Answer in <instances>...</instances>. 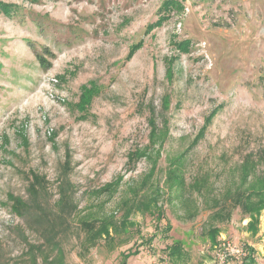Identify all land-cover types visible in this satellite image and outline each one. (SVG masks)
Instances as JSON below:
<instances>
[{"label": "rangeland", "instance_id": "obj_1", "mask_svg": "<svg viewBox=\"0 0 264 264\" xmlns=\"http://www.w3.org/2000/svg\"><path fill=\"white\" fill-rule=\"evenodd\" d=\"M262 200L264 0H0V264H264Z\"/></svg>", "mask_w": 264, "mask_h": 264}, {"label": "trees", "instance_id": "obj_2", "mask_svg": "<svg viewBox=\"0 0 264 264\" xmlns=\"http://www.w3.org/2000/svg\"><path fill=\"white\" fill-rule=\"evenodd\" d=\"M173 166H176V163H173L172 164V168L171 170H175L176 167H173ZM241 199V197L238 198V202L239 200ZM263 202H261V208L263 209L264 207V200H262ZM245 207V205H244ZM246 210H247V214L249 219H250V223H249V227H251L254 223L258 222V218H256L258 216V212H259V209H258V204L257 203H254L252 201L248 202L246 204ZM158 210V209H156ZM159 212L158 213H154L156 214V219L158 221H161L162 218H164V214L163 212L160 210H158ZM250 211V212H248ZM226 213V209L225 207L223 206H219L218 207V211L213 213L212 215L216 217V215H219L220 218H226V216L224 215ZM171 230V227L168 225L167 228H165V232H169ZM218 233L219 231L217 230V232L215 231L214 232V238L216 239L217 236H218ZM101 237L107 239L109 236V231L108 230H104L102 231L101 233ZM153 241V237L152 239L149 240V244ZM215 245V244H214ZM246 252H247V255L246 257L243 259V261L241 262L242 264H255V258H254V250L250 247H246ZM167 262L168 264H181V263H185L188 255L187 253L184 251V248L182 247V244L179 242V241H176L174 242L171 247H168L167 248ZM126 260L127 257H125Z\"/></svg>", "mask_w": 264, "mask_h": 264}, {"label": "built area", "instance_id": "obj_3", "mask_svg": "<svg viewBox=\"0 0 264 264\" xmlns=\"http://www.w3.org/2000/svg\"><path fill=\"white\" fill-rule=\"evenodd\" d=\"M247 252L244 247H238L229 241H223L216 253L217 264L241 263L246 257Z\"/></svg>", "mask_w": 264, "mask_h": 264}]
</instances>
